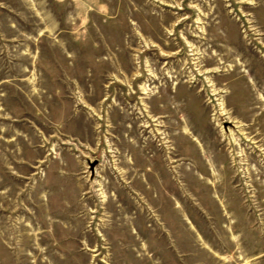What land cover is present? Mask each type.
<instances>
[{"label":"rangeland","instance_id":"1","mask_svg":"<svg viewBox=\"0 0 264 264\" xmlns=\"http://www.w3.org/2000/svg\"><path fill=\"white\" fill-rule=\"evenodd\" d=\"M0 264H264V0H0Z\"/></svg>","mask_w":264,"mask_h":264}]
</instances>
